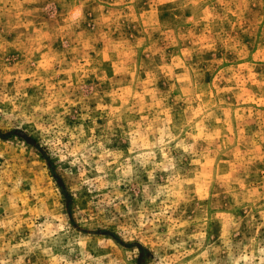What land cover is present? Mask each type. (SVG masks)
I'll use <instances>...</instances> for the list:
<instances>
[{
    "label": "rangeland",
    "instance_id": "rangeland-1",
    "mask_svg": "<svg viewBox=\"0 0 264 264\" xmlns=\"http://www.w3.org/2000/svg\"><path fill=\"white\" fill-rule=\"evenodd\" d=\"M0 264H264V0H0Z\"/></svg>",
    "mask_w": 264,
    "mask_h": 264
}]
</instances>
